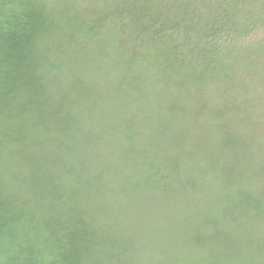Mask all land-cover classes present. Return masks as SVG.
Segmentation results:
<instances>
[{"label": "rangeland", "instance_id": "obj_1", "mask_svg": "<svg viewBox=\"0 0 264 264\" xmlns=\"http://www.w3.org/2000/svg\"><path fill=\"white\" fill-rule=\"evenodd\" d=\"M0 191V264H264V0H0Z\"/></svg>", "mask_w": 264, "mask_h": 264}, {"label": "trees", "instance_id": "obj_2", "mask_svg": "<svg viewBox=\"0 0 264 264\" xmlns=\"http://www.w3.org/2000/svg\"><path fill=\"white\" fill-rule=\"evenodd\" d=\"M141 1H146V0H139V2H141ZM142 10H144V8H142ZM146 10V9H145ZM8 28V27H7ZM6 30V29H5ZM10 30V29H9ZM35 30V29H34ZM165 60H166V62L168 61V63H166V65L165 66H167V64H172V57H169V58H165ZM164 60V61H165ZM176 74V76L178 77L179 76V74H182V73H180L179 71H177V72H175ZM187 75H182V77H183V79H185V78H187L186 77ZM192 77V76H191ZM58 110L62 113V114H64V115H66L67 116V118H69L70 117V113H68V111L67 110H65V108L62 106V107H59L58 108ZM11 200V198L10 197H7L6 195H5V193L4 192H2V191H0V216H1V214L4 212V210H7V212H9L10 214H12L13 216H15L17 213L15 212L16 210H18L16 207L14 208V205H13V203L10 201ZM8 202V203H7ZM5 205H7L8 207H7V209L5 208ZM12 216V221L15 219L14 217ZM77 233H79V232H77ZM80 234V233H79Z\"/></svg>", "mask_w": 264, "mask_h": 264}]
</instances>
